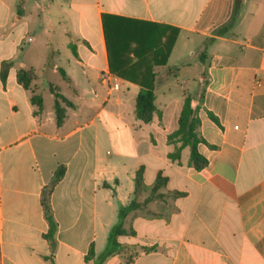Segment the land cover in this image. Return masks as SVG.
I'll return each instance as SVG.
<instances>
[{
  "label": "crops",
  "instance_id": "1",
  "mask_svg": "<svg viewBox=\"0 0 264 264\" xmlns=\"http://www.w3.org/2000/svg\"><path fill=\"white\" fill-rule=\"evenodd\" d=\"M235 1L0 0V264H95L90 248L99 257L120 214L150 197L123 219L125 249L104 264H264V0H242L232 28L217 35ZM106 15L178 32L166 65L153 67L148 123L136 113L139 85L118 76V90L101 83L110 71ZM21 69L35 73L29 89ZM51 87L73 104L62 125ZM187 97L199 108L201 170L190 165L189 147L170 158ZM61 167L50 240L42 198ZM158 176L166 182L154 194Z\"/></svg>",
  "mask_w": 264,
  "mask_h": 264
},
{
  "label": "trees",
  "instance_id": "2",
  "mask_svg": "<svg viewBox=\"0 0 264 264\" xmlns=\"http://www.w3.org/2000/svg\"><path fill=\"white\" fill-rule=\"evenodd\" d=\"M242 0H236L234 11L230 20L222 27L216 30L217 35L226 34L233 26L240 11ZM103 28L106 40V46L109 58L110 72L124 80L130 81L140 86V93L137 97L136 113L138 119L148 123L152 120L156 111L155 86L153 67L156 65H166L171 53L173 43L177 37V30L171 32L169 28L161 27L157 24L143 23L136 20L124 19L116 16H104ZM211 39L210 41H212ZM205 53L200 55V62L203 65ZM10 62H4L1 70V78L6 80ZM62 76L66 78L63 70H60ZM205 77V72H202ZM18 81L25 88L29 89L33 80L30 71L20 70L18 72ZM51 92L55 96V112L58 125H62L66 118V106L73 104L66 100L63 94L57 92L51 87ZM32 102L41 109L43 99L40 95H34ZM198 106L196 100L187 97L181 116L178 121V129L169 136L170 143H180V146L170 154L172 160L180 159L184 148H190V165L197 170L208 166V160L200 154L198 145L204 142L198 133L200 120L198 118ZM214 120L215 116L211 114ZM65 174V168H59L51 184L46 187L42 204L45 210L46 218L49 223V232L47 237L53 240L57 231V224L53 218L50 197L54 187L61 181ZM166 182L162 176H158L152 192L155 194ZM144 184V169L141 167L136 173V193L139 192ZM175 195L180 196L181 193ZM158 197L154 196L153 198ZM161 197V196H159ZM152 200V197L144 202H132L121 214L120 222L112 229L106 250L96 258L94 248L91 247L86 260L89 262L95 260V264H104L110 256L120 254L125 247L119 243L118 238L126 235L123 227V219L129 212L135 211ZM132 261V260H131ZM127 260V263L131 262Z\"/></svg>",
  "mask_w": 264,
  "mask_h": 264
},
{
  "label": "rangeland",
  "instance_id": "3",
  "mask_svg": "<svg viewBox=\"0 0 264 264\" xmlns=\"http://www.w3.org/2000/svg\"><path fill=\"white\" fill-rule=\"evenodd\" d=\"M21 4L23 3H26V2H20ZM25 14H26V9H25ZM21 70H25L26 69H21ZM31 74H32V77H33V80H32V83L34 82L36 76H35V73L33 71H30ZM42 78L40 77V80ZM51 79V83H53L61 92H63L64 94L68 95L70 92H69V87L67 85V83L62 79L61 75L60 74H56V73H52V76L50 77ZM42 81H40V83L38 84L37 83V87L40 86L41 88H44L45 86V90L46 92L43 91V93L45 94L46 96V101H47V104H49L51 102L50 100V97H49V93H48V89H49V85L48 84H44V83H41ZM66 106V105H65ZM126 260H132V257H129L127 258Z\"/></svg>",
  "mask_w": 264,
  "mask_h": 264
},
{
  "label": "built area",
  "instance_id": "4",
  "mask_svg": "<svg viewBox=\"0 0 264 264\" xmlns=\"http://www.w3.org/2000/svg\"><path fill=\"white\" fill-rule=\"evenodd\" d=\"M100 80L103 85L110 89L118 90L120 87V80L110 71H103L100 75Z\"/></svg>",
  "mask_w": 264,
  "mask_h": 264
}]
</instances>
